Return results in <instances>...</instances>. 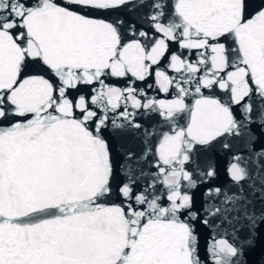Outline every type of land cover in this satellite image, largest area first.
Returning a JSON list of instances; mask_svg holds the SVG:
<instances>
[{
  "label": "snow or ice",
  "instance_id": "1",
  "mask_svg": "<svg viewBox=\"0 0 264 264\" xmlns=\"http://www.w3.org/2000/svg\"><path fill=\"white\" fill-rule=\"evenodd\" d=\"M262 240L264 0H0V264Z\"/></svg>",
  "mask_w": 264,
  "mask_h": 264
}]
</instances>
